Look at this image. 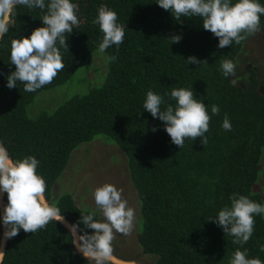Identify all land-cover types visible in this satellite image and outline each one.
<instances>
[{
  "label": "trees",
  "instance_id": "1",
  "mask_svg": "<svg viewBox=\"0 0 264 264\" xmlns=\"http://www.w3.org/2000/svg\"><path fill=\"white\" fill-rule=\"evenodd\" d=\"M71 2L79 6L81 23L67 35L68 50L61 49L66 67L51 84L34 92H25L19 82L14 88L7 87V76L15 70L10 62L11 41L28 37L43 26L40 17L46 10L17 6L12 26L0 40V143L10 159L34 156L40 161L37 173L46 181L47 203L58 207L67 224H73L92 210L78 207L68 191L53 199V185L70 153L80 144L95 139L114 144L126 157L128 178L139 201L142 221L137 243L143 253L154 255L153 264H230L238 249H247L248 258L264 261L260 250L264 245V216L254 217L253 235L244 245L234 244V237L208 220L231 206L234 193L264 205L263 195L254 189L264 150V95L259 92L257 70L247 67L244 84L231 83L234 76L224 77L221 72V61L230 59L236 64L250 37L221 49L218 38L203 28L200 17H182V22H177L156 0ZM257 2L264 6V0ZM102 5L114 10L117 22L126 25L124 42L104 53L98 51L103 33L93 23ZM260 21L259 32L264 39V15ZM172 35H180L179 42H170ZM94 55H100L103 63L90 80L83 77V68ZM112 55L116 59L109 62L107 57ZM189 56L207 62L188 63ZM75 76L91 87L51 112L42 110L30 116L28 106L39 92ZM179 88H192L195 98L205 104L211 116L205 133L207 144L186 139L179 149L171 142L164 122L143 109L149 91L164 97L162 108L167 104L175 107L170 93ZM214 104L220 108L219 115L211 113ZM225 114L231 131L222 127ZM153 127L157 129L154 132ZM1 203L7 204L6 193ZM80 229L92 231L82 224L78 233ZM2 230L4 233L3 225ZM3 233V264L92 261L72 243L69 228L59 221L35 233L20 229L19 235L6 241Z\"/></svg>",
  "mask_w": 264,
  "mask_h": 264
},
{
  "label": "clouds",
  "instance_id": "2",
  "mask_svg": "<svg viewBox=\"0 0 264 264\" xmlns=\"http://www.w3.org/2000/svg\"><path fill=\"white\" fill-rule=\"evenodd\" d=\"M158 5L170 12L177 22L182 17L198 16L202 26L218 38V47L223 49L239 45L249 36L260 31V18L264 15V6L257 0H156ZM17 6L29 9L46 10L40 19L43 26L34 29L30 36L20 37L11 41L10 62L15 70L7 76V87L14 88L17 83L23 85L25 92H34L56 78L65 69L61 49L68 50L67 35L73 28L80 27L78 18L79 6L71 0H0V40L9 32L12 17L17 15ZM114 10L101 6L93 20L103 33L98 51L104 53L113 45L119 47L124 42L125 24H120ZM170 42L176 43L180 35H172ZM114 55L108 56L109 62ZM188 63L201 64L195 56L187 58ZM221 72L224 77L235 76L236 64L230 59L221 61ZM235 84L236 81L232 80ZM167 95V94H165ZM176 106L166 104L163 96L149 91L143 103L153 118L164 122L165 131L171 142L179 149L186 139L207 144L205 133L209 131L211 116L205 104L195 98L192 88L173 89L170 93ZM212 115H219L218 105H212ZM222 127L232 130V125L225 114ZM156 131V127L151 129ZM40 161L34 156L23 159H10L9 152L0 143V193L7 194V204L2 206V222L4 239L19 235L20 229L25 233H35L44 229L50 222L64 223L70 230L76 245L86 258L94 264H108L112 258L115 235H130L135 226V210L128 206L122 198V189L112 184H104L94 191V201L99 208L103 220L95 219L96 212L90 211L81 215L78 223L67 224L60 209L50 205L45 199L47 184L37 173ZM231 206H225L214 217L213 223L222 227L224 234L234 237L233 243L246 244L253 235L255 216H264V205L247 196L234 193ZM91 229V233L77 229L80 225ZM1 240V239H0ZM5 247V242L4 246ZM260 250L264 252V245ZM4 250L0 251V264H3ZM230 264H264L259 258H248L247 249L236 250Z\"/></svg>",
  "mask_w": 264,
  "mask_h": 264
},
{
  "label": "rangeland",
  "instance_id": "3",
  "mask_svg": "<svg viewBox=\"0 0 264 264\" xmlns=\"http://www.w3.org/2000/svg\"><path fill=\"white\" fill-rule=\"evenodd\" d=\"M249 37L237 57L234 80L236 83H246L243 75L247 74V67H254L259 78V92L264 95V39L259 31ZM102 63L103 58L100 55L90 57L87 66L83 68V77L94 80L98 70L102 69ZM99 66L100 69L97 70ZM89 87L91 86H87L83 78L75 76L63 85L39 92L33 104L28 106V112L30 116H35L42 110L51 112L72 95L85 93ZM259 169L260 175L254 189L264 198V150ZM104 184H112L117 189H122V198L127 200L128 206L135 210L136 215L135 226L130 235L118 233L115 235L114 252L108 264H153L154 255L143 253L137 243V233L142 221L139 201L136 189L128 178L126 157L114 144L107 145L104 141L95 139L93 142L82 143L74 149L61 176L52 187L53 199L68 191L78 207L95 211L97 220L101 221L103 217L95 204L94 191ZM1 197L2 193H0V203ZM1 219L0 208V239L2 240ZM90 264H94V261L92 260Z\"/></svg>",
  "mask_w": 264,
  "mask_h": 264
},
{
  "label": "water",
  "instance_id": "4",
  "mask_svg": "<svg viewBox=\"0 0 264 264\" xmlns=\"http://www.w3.org/2000/svg\"><path fill=\"white\" fill-rule=\"evenodd\" d=\"M2 195H3V193H2ZM2 198V197H1ZM1 205L3 206V204L1 203ZM3 250H4V247H3Z\"/></svg>",
  "mask_w": 264,
  "mask_h": 264
}]
</instances>
